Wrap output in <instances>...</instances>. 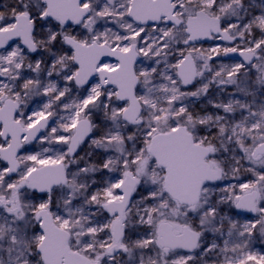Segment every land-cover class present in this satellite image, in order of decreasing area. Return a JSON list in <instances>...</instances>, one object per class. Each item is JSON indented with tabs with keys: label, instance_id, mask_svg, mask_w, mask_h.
Segmentation results:
<instances>
[{
	"label": "snow or ice",
	"instance_id": "6c2138e0",
	"mask_svg": "<svg viewBox=\"0 0 264 264\" xmlns=\"http://www.w3.org/2000/svg\"><path fill=\"white\" fill-rule=\"evenodd\" d=\"M250 9L0 5V264H264V12Z\"/></svg>",
	"mask_w": 264,
	"mask_h": 264
},
{
	"label": "rangeland",
	"instance_id": "374dc122",
	"mask_svg": "<svg viewBox=\"0 0 264 264\" xmlns=\"http://www.w3.org/2000/svg\"><path fill=\"white\" fill-rule=\"evenodd\" d=\"M8 2H9V0H0V5H2L4 3H8ZM247 2L251 4L250 11L253 15H260L262 12H264V0H247ZM216 44H220V43H218V41H215L214 43L205 44L204 46L205 47L215 46ZM219 59L220 58H216V61H219ZM227 62L231 63V62H235V61L227 60ZM212 63H214V62H212ZM26 148H28L30 151L31 150L40 151V145L39 144L27 145ZM261 245L264 247V243H261Z\"/></svg>",
	"mask_w": 264,
	"mask_h": 264
},
{
	"label": "flooded vegetation",
	"instance_id": "af4514ba",
	"mask_svg": "<svg viewBox=\"0 0 264 264\" xmlns=\"http://www.w3.org/2000/svg\"><path fill=\"white\" fill-rule=\"evenodd\" d=\"M214 43V42H213ZM218 43L222 44L224 43L223 41H218ZM247 217H250L248 215H241V219H245ZM254 248H257L259 249L261 252H264V247L261 245V243L259 242V240H257L255 243H254Z\"/></svg>",
	"mask_w": 264,
	"mask_h": 264
},
{
	"label": "water",
	"instance_id": "95a60500",
	"mask_svg": "<svg viewBox=\"0 0 264 264\" xmlns=\"http://www.w3.org/2000/svg\"><path fill=\"white\" fill-rule=\"evenodd\" d=\"M210 43H213V41H207V42H205V44H210ZM106 59H110V58H106ZM238 59H239L238 57L226 58V60H231V61H236V60H238ZM33 144H36V143H33ZM21 151H23V149H22ZM242 215H248V216H251L252 214H249V213H243Z\"/></svg>",
	"mask_w": 264,
	"mask_h": 264
},
{
	"label": "built area",
	"instance_id": "2783aa9c",
	"mask_svg": "<svg viewBox=\"0 0 264 264\" xmlns=\"http://www.w3.org/2000/svg\"><path fill=\"white\" fill-rule=\"evenodd\" d=\"M256 251H260L259 249H257V248H254Z\"/></svg>",
	"mask_w": 264,
	"mask_h": 264
}]
</instances>
